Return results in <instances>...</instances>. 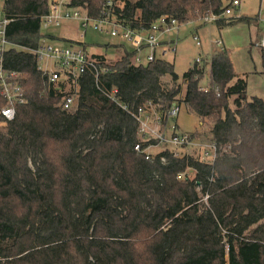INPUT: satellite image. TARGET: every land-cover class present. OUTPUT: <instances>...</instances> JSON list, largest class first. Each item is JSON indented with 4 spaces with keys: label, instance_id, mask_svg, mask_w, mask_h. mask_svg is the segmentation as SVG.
<instances>
[{
    "label": "trees",
    "instance_id": "trees-1",
    "mask_svg": "<svg viewBox=\"0 0 264 264\" xmlns=\"http://www.w3.org/2000/svg\"><path fill=\"white\" fill-rule=\"evenodd\" d=\"M1 1L12 45L5 66L20 75L27 103L16 106L11 122L0 115V264H264V99L248 97L229 53L211 59L207 93L200 91L207 65L195 62L184 76L183 98L181 86L166 89L162 82L178 83L173 61L137 66L134 52L116 46L119 61L96 56L110 72L98 83L89 72L78 109L65 111L64 86L48 82L31 52L52 38L41 32L52 0ZM71 5L93 21L137 32L161 18L202 27L214 16L219 30L259 25L258 17L221 18L223 0ZM260 56L264 73V49ZM114 89L121 105L105 94ZM148 103L162 106L166 121L174 103L184 104L201 121H213L218 145H239L214 163L167 151L147 160L135 150L149 143L138 139L130 112Z\"/></svg>",
    "mask_w": 264,
    "mask_h": 264
},
{
    "label": "rangeland",
    "instance_id": "rangeland-1",
    "mask_svg": "<svg viewBox=\"0 0 264 264\" xmlns=\"http://www.w3.org/2000/svg\"><path fill=\"white\" fill-rule=\"evenodd\" d=\"M224 5H230L232 0H223ZM3 2L0 1V21L3 19ZM222 16L221 18H224ZM259 18V25L239 24L233 27H228L219 30L216 24L206 20L205 26L188 24L184 26H172L169 30L160 34V40L163 45H169L174 49V52L169 53L167 60L173 61L175 70L179 76V81L174 84L169 77H164L162 82L166 89L177 88L181 86V97L186 95V84L184 82L185 74L194 66L196 59L201 58L202 63L199 65H207L204 75L200 80V87H208L211 83L210 61L213 56L220 52L216 41H223L224 52L229 53L234 66L235 75L237 78H243L248 85V97L256 95L264 99V73L261 65L259 46L261 34L264 30V0H241V6L233 10V14L227 18ZM201 26V25H200ZM263 27V28H262ZM262 28V29H261ZM41 32L49 37H63L51 42L59 47H70L71 43L82 44L86 46L89 55H97L105 58L106 63H115L121 57V50L116 49V46L125 45L131 49L133 46L126 44L121 37L114 38L110 34L100 33L95 31L92 26L88 28L82 27L78 21H64L61 27L58 28H41ZM201 42V46H197L195 38ZM53 39V38H52ZM225 43V45H224ZM162 106L154 105L147 106L146 116L147 123L154 131H158L159 124L156 122L157 117H163L165 112L161 110ZM158 138L151 135L140 136L138 139L143 143H149L150 161L156 156L164 152H170L176 157H193L205 163H213L211 159L205 156V148L207 145L215 144L216 149L210 151L214 159L221 153H231L235 146L239 144L218 145L213 139L212 128L213 121L210 119L201 121V119L193 114L188 113L184 104H181V112L176 119L162 120ZM176 126V130H173ZM189 135L191 136V144L183 146H175L169 143L172 135ZM164 136L166 141H162L159 137ZM150 137V138H149ZM214 160V161H215ZM164 161V160H163ZM32 170L34 166L31 165ZM187 176L194 178L195 173L188 171ZM184 177V175H183ZM203 203L207 202V197L200 193Z\"/></svg>",
    "mask_w": 264,
    "mask_h": 264
},
{
    "label": "built area",
    "instance_id": "built-area-1",
    "mask_svg": "<svg viewBox=\"0 0 264 264\" xmlns=\"http://www.w3.org/2000/svg\"><path fill=\"white\" fill-rule=\"evenodd\" d=\"M240 5V0H232L230 5L225 8L222 16H231L233 10L240 7ZM216 19L217 17L213 16L207 19V21L214 22ZM64 21H78L85 29L92 26L95 31L100 33L110 34L114 38L121 37L126 44L133 46V48L129 49L124 45L129 51L135 53L134 64L137 66L148 65L156 61H168L167 57L169 53L174 52V49H170L169 45H163L164 43L160 40V34L169 30L172 26L178 25L175 20L168 21L166 18H161L149 30L137 32L124 28L113 21L110 22L108 19L93 21L89 18L85 9L73 7L71 0H52L48 7V14L42 19V27L45 29L58 28L62 26ZM8 23L4 17L0 21V97L6 101V106L0 109V115L11 122L16 118V106L26 104L27 98L25 89L20 81V75L16 72H9L5 66V53L12 48V45L6 38ZM195 40L197 41V46L200 47V40L197 37ZM216 45L220 48V52L224 51L221 41H217ZM259 46L264 49V31ZM31 52L37 56L38 70L47 78L48 82L54 86H64L65 96L60 103V107L65 111L71 112L78 109L82 82L89 72L94 73L97 83L102 75L110 72L108 68L101 66L102 63L96 57L97 55H89V52L82 44L71 43L70 47H59L54 45L51 39L44 38L39 47ZM196 63L198 65L201 64L202 59L197 58ZM209 88L210 85L208 87L201 86L200 91L207 93ZM105 94L109 99L121 105L117 89ZM148 106H152V103H148ZM122 108L130 112L127 106H122ZM146 109L147 107L139 108L138 112H130L139 124L138 135L146 136L148 134L152 136L153 133V136L158 138V131L163 123L162 120L166 118V114L163 117H157L159 121L156 123L159 124V129L156 132L146 122L149 118L146 116ZM180 112L181 105L174 103L168 113V119H176ZM176 129V126H173V130ZM159 138L163 142L166 141L164 136H160ZM168 141L175 146L188 145L191 144V136L174 134ZM215 147L216 145L213 143L207 145L205 148V156L213 160V163L215 159L210 151L212 149L214 151ZM149 149L150 146L143 149L141 144L135 147L138 153L146 155L147 160H150Z\"/></svg>",
    "mask_w": 264,
    "mask_h": 264
},
{
    "label": "crops",
    "instance_id": "crops-1",
    "mask_svg": "<svg viewBox=\"0 0 264 264\" xmlns=\"http://www.w3.org/2000/svg\"><path fill=\"white\" fill-rule=\"evenodd\" d=\"M241 1V0H240ZM241 6V5H240ZM237 8H239V7H237ZM250 18V17H249ZM263 28V27H262ZM261 28V29H262ZM263 30V29H262ZM262 36H263V33L261 34ZM262 36H261V38H262ZM54 40H58L59 38H63V37H58V36H51ZM51 38V39H52ZM60 40V39H59ZM217 41H220V40H217ZM216 41V42H217ZM221 42L223 43V41L221 40ZM224 45H225V43H224ZM224 49V48H223ZM257 96V95H256ZM257 97H259V96H257ZM259 98H261V97H259Z\"/></svg>",
    "mask_w": 264,
    "mask_h": 264
}]
</instances>
